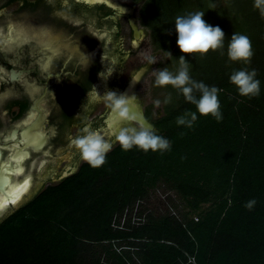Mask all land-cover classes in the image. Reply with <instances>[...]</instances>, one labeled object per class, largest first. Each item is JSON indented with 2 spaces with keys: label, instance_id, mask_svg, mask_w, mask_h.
<instances>
[{
  "label": "trees",
  "instance_id": "trees-1",
  "mask_svg": "<svg viewBox=\"0 0 264 264\" xmlns=\"http://www.w3.org/2000/svg\"><path fill=\"white\" fill-rule=\"evenodd\" d=\"M253 3L143 0L140 24L170 71L182 55L177 16L202 11L223 30V49L185 56L193 80L221 90L222 120L198 116L192 128L178 126L177 117L195 106L171 86L159 88L161 110L151 103L144 114L170 150L116 144L101 167L83 163L46 187L0 223V264H264V19ZM233 33L252 42L246 64L227 59ZM241 69L256 70L258 96L241 97L229 82ZM162 187L179 204L149 208L151 193Z\"/></svg>",
  "mask_w": 264,
  "mask_h": 264
},
{
  "label": "flooded vegetation",
  "instance_id": "flooded-vegetation-1",
  "mask_svg": "<svg viewBox=\"0 0 264 264\" xmlns=\"http://www.w3.org/2000/svg\"><path fill=\"white\" fill-rule=\"evenodd\" d=\"M142 3L0 0V223L85 163L71 144L85 127L114 141L120 127L138 125H108L109 111L94 116L92 100L93 87L123 93L133 82L135 73L124 84L109 74L147 34Z\"/></svg>",
  "mask_w": 264,
  "mask_h": 264
},
{
  "label": "clouds",
  "instance_id": "clouds-1",
  "mask_svg": "<svg viewBox=\"0 0 264 264\" xmlns=\"http://www.w3.org/2000/svg\"><path fill=\"white\" fill-rule=\"evenodd\" d=\"M212 7H215L214 5ZM253 8L258 10L264 19V0H254ZM204 12L197 11L186 15L177 16L174 22L176 34V46L182 55L178 58V67L175 71L168 68L153 69L154 86L164 88L171 86L183 99L195 106V111H186L177 117L176 124L186 128H192L199 117L211 116L218 122L222 120L220 101L218 93L221 91L215 86H207L203 82L195 81L190 76V64L186 61V55L199 54L201 57L209 51H217L224 48L225 34L219 26L209 25L204 19ZM223 54V53H222ZM170 55V53H169ZM227 59L229 62L248 63L254 55L252 42L248 36L233 33L227 44ZM103 61V56L101 57ZM149 65L155 64L154 57H147ZM112 71L109 75H111ZM102 73H99L101 75ZM257 72L241 69L233 71L229 82L235 87L241 97H255L260 93V81L256 79ZM104 79V78H103ZM197 93L199 95L197 96ZM93 97L104 104L105 108L113 117L122 122L133 121L135 117L130 114L129 104L132 96L118 93L112 90H105L101 95L93 87ZM171 94L165 97L163 103L171 102ZM155 107H160L159 99L153 101ZM114 141L106 139L100 131L88 127L83 129V134L75 137L71 144L79 153L80 159L92 168L101 167L106 162V155L113 148V143L119 144L121 150L129 151L133 148L145 153L165 152L170 150V141L158 134L146 124L137 126H123L113 133ZM256 201L250 200L245 207L249 210Z\"/></svg>",
  "mask_w": 264,
  "mask_h": 264
},
{
  "label": "rangeland",
  "instance_id": "rangeland-1",
  "mask_svg": "<svg viewBox=\"0 0 264 264\" xmlns=\"http://www.w3.org/2000/svg\"><path fill=\"white\" fill-rule=\"evenodd\" d=\"M141 28H144L141 25ZM146 29V28H145ZM147 35L143 40L142 44L139 48H137L133 55L127 56L124 63H122V77H128L135 69L138 67L148 63L147 57H154L156 60L155 64L149 66L147 72L143 75L142 80L140 82L138 88L139 94V102L140 107L143 110L149 104L153 103V101L159 99L161 101V97L164 92H161L158 87L154 86V77L152 76L153 69H163V63L165 61V54L155 51L150 42L149 31L146 29ZM131 40L128 38L126 40V44ZM127 48V45H126ZM139 62V64H137ZM135 68V69H133ZM154 105V103H153ZM162 102L160 107H155L154 110H161ZM179 204V201L174 193L167 192L165 189L157 188L154 192L151 193L150 203L148 204L149 208H162L168 207L170 203ZM160 210V209H159Z\"/></svg>",
  "mask_w": 264,
  "mask_h": 264
},
{
  "label": "water",
  "instance_id": "water-1",
  "mask_svg": "<svg viewBox=\"0 0 264 264\" xmlns=\"http://www.w3.org/2000/svg\"><path fill=\"white\" fill-rule=\"evenodd\" d=\"M146 35H145V37H146ZM145 37H142L141 38L140 45L142 44V42L145 39ZM140 45L135 46V48L136 49L139 48ZM149 66L150 65L148 63H146V64L138 67L137 69L134 70L135 72L133 71L126 78H123L122 77V74H121L122 73V63H119L117 65V68H115L116 69V72H114L113 69L112 70L110 68L109 69H110V72L112 71L111 77H114L117 74V72H119L118 73V76L120 77L122 84H124L125 81L128 80L129 77L135 73V75H134V77L132 79L133 82H131L127 86V88L125 89V91L123 92L124 94H126L128 96H132V92L134 91V95H133V98H132V102L129 104L130 114L135 117V119L133 121L136 122L137 124H146L147 126H150V127H152L154 129V127L152 126V124L147 121V119L144 117V115L142 113V109L140 107V102H139V94H138V88H139L140 82L142 80L143 75L147 72ZM120 88L121 87H116V89H120ZM106 89L113 91L114 87H111L110 84H108L106 86ZM98 90L100 92L104 91V90H100V89H98ZM103 105H104L103 103L97 101L96 99H93L92 100V107L93 108H97L96 111H95V115L94 116L98 115L101 112V109L103 108ZM106 121L108 122V125H110V126L111 125H114L115 122L122 123V121H119V120L115 119L113 117V115L110 114V112L108 114V117H107ZM124 123L126 124L128 122H124ZM133 127H135V126H133ZM101 134H103V133H101ZM103 135L105 136V134H103ZM5 183H6V180L3 177H1V175H0V188H2L5 185Z\"/></svg>",
  "mask_w": 264,
  "mask_h": 264
},
{
  "label": "snow or ice",
  "instance_id": "snow-or-ice-1",
  "mask_svg": "<svg viewBox=\"0 0 264 264\" xmlns=\"http://www.w3.org/2000/svg\"><path fill=\"white\" fill-rule=\"evenodd\" d=\"M12 202L15 203V201H12ZM6 203H7L6 201L4 203H0V210H2L3 207H5Z\"/></svg>",
  "mask_w": 264,
  "mask_h": 264
}]
</instances>
